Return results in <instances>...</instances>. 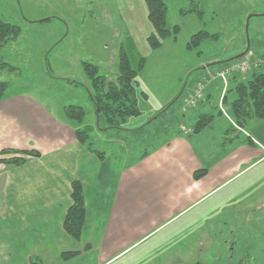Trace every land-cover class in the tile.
Returning <instances> with one entry per match:
<instances>
[{"label":"crops","instance_id":"obj_1","mask_svg":"<svg viewBox=\"0 0 264 264\" xmlns=\"http://www.w3.org/2000/svg\"><path fill=\"white\" fill-rule=\"evenodd\" d=\"M144 1L97 0L88 12L113 32V39H118L113 23L117 14L120 23L125 24L124 40L136 47L140 44L142 51L150 53L146 39L152 29ZM254 47L258 53L264 48L257 42ZM121 48L123 43L104 46L116 62ZM249 50V43L246 48L239 41L234 50L203 63L196 77L203 80L210 74L216 75L227 64L216 68H209V64L239 55L260 63L245 75L237 76V80L247 81L256 71L264 73V52L247 57ZM140 57L145 59L142 54ZM107 78L113 80L115 71ZM216 82L212 89L219 93L223 86ZM137 83L136 90L138 80ZM182 89L177 87L149 118L173 103ZM207 89L203 100L196 104L203 102L205 112L183 117L192 124L182 125L166 141L130 164L113 153L102 160L90 153L77 141L72 124L62 118V107L56 106L54 110L25 93L6 95L0 102V152L35 151L38 156L0 155V160H25L19 166L0 162V264H30L33 257L43 264H108L165 226L188 227L197 233L216 229L217 217L227 208L233 209L236 203L232 200L236 197L233 182L264 163V120L253 121L240 134L231 133L230 122L206 108L210 97ZM141 95L148 98L143 91ZM224 95L227 100L234 98L232 92ZM224 95L221 92L219 100ZM85 98L92 109L87 94ZM200 115L213 119L206 128L193 133ZM131 119L126 126L129 130L145 124L133 123ZM202 170L205 174L196 179L195 175ZM73 181L81 183L86 211L79 241L63 230ZM86 245H90V250L84 251ZM65 251L79 254L63 261L61 253Z\"/></svg>","mask_w":264,"mask_h":264},{"label":"rangeland","instance_id":"obj_2","mask_svg":"<svg viewBox=\"0 0 264 264\" xmlns=\"http://www.w3.org/2000/svg\"><path fill=\"white\" fill-rule=\"evenodd\" d=\"M95 1L0 0L1 19L20 28L19 37L0 50V65L13 69L0 67V81L8 84L6 95L29 94L53 109L77 104L85 106L86 114L81 126L94 128L89 137L91 146L105 155H119L128 164L151 152L182 125L188 127L192 124L183 117L205 112L203 102L193 108L187 104L190 96L197 94L200 88L204 93L208 88L210 97L206 108H214L212 112L215 116L230 122L231 127L235 125L229 112L231 98L226 100L227 105L221 104L222 99L218 98L221 92L223 95L231 93L228 92L229 75H225L226 79L218 75L243 61L257 68L259 60L235 58L236 61L229 62L222 71L203 80L196 77V73L202 71L203 63L234 50L241 40L246 48L249 43L247 57L264 52V48L258 53L254 47L256 42L264 47V0H198L202 11L200 17L180 12L181 9H188L187 0H169L167 23L169 28L178 26L179 33L175 41L167 39L159 50L150 53L142 51L140 44L136 47L131 41L124 40L125 24L120 23L117 14L113 23L118 39H113V32L100 19L89 15L88 11L94 7ZM44 19L48 21L42 22ZM199 31L217 34V39L187 49L190 37ZM118 43H123L133 68H136L141 54L145 57L144 67L137 76L140 115L134 118L139 120L131 119L133 123L146 124L151 114L169 100L177 87L180 91L183 88L173 105H167L163 114L137 133L127 131L129 119L121 127L122 131L105 128L97 131L94 110L88 107L85 98L89 82L83 74L81 61L96 65L99 74L107 77L115 71L117 62L104 46ZM189 72L193 76L190 77ZM247 72L235 74L241 76ZM216 81L223 86L218 94L212 89L218 84ZM141 91L148 98L143 97ZM203 97L198 99L203 100ZM233 185L236 191L232 192L236 197L232 200L236 203L233 209L227 208L217 217L216 229L197 233L188 227L177 229L165 226L150 233L108 264H264V235L260 232L264 231V163L237 177ZM245 254L252 259L246 260Z\"/></svg>","mask_w":264,"mask_h":264},{"label":"trees","instance_id":"obj_3","mask_svg":"<svg viewBox=\"0 0 264 264\" xmlns=\"http://www.w3.org/2000/svg\"><path fill=\"white\" fill-rule=\"evenodd\" d=\"M169 0H145V7L147 10V21L152 29V32L146 39L147 45L151 51L159 50L165 40L171 39L175 41L179 33V27L173 26L169 28L167 23V2ZM189 7L185 11L181 9L182 14L193 13L197 16L202 15L199 9L198 0H187ZM47 22L48 19L41 20ZM20 35V28L14 24L5 22L0 17V50L9 41L16 40ZM217 34H210L207 31H199L193 34L187 45V49L197 48L207 40H216ZM124 48L118 53L117 63L115 66V78L109 80L106 76L99 74V68L88 62L81 61V68L83 74L89 82V89H87V96L89 102L94 110L95 128L101 132L102 128L107 130L122 131L121 127L126 124L128 119L136 118L140 115V110L137 101V76L143 69L145 59L139 57L136 68L131 65L128 55ZM233 60L224 62H216L209 64L226 65ZM1 68L13 70L7 65L1 64ZM0 68V69H1ZM200 69V68H199ZM237 75L232 73L229 75L228 81L230 84L228 92L234 93V98L229 104V112L232 117L234 125L231 127L233 132L240 134L246 131L249 124L253 121L264 120V73L254 72L250 75L247 81L237 80ZM8 84L0 81V102L6 97V90ZM77 87L78 84H77ZM177 100V99H176ZM226 96L222 97L221 104L226 103ZM175 103V101H174ZM174 103H171L173 105ZM214 109V108H213ZM62 118L71 123L77 141L84 146L90 153L102 160L105 156L104 152L94 149L89 143L90 133L94 130L93 127L84 125L81 126L85 118V110L83 107L77 105L64 106L61 109ZM167 109L161 110L158 115L149 118L146 124L131 130V133H137L144 129V127L152 121L156 120L160 114H163ZM213 117L209 115H200L193 125V133H198L206 128L212 121ZM13 154L28 157H36L38 153L35 151H9L4 150L0 155ZM1 163L13 166H19L25 162L23 158L12 157L9 159L0 160ZM205 174V170L200 171L195 175L198 179ZM71 205L66 211L63 220V230L66 235L75 241H79L82 237L85 225V203L81 183L73 181L71 183ZM90 250V245H86L84 251ZM77 251H65L61 253V259L68 261L76 256ZM30 264H43L41 259L33 257L30 259Z\"/></svg>","mask_w":264,"mask_h":264},{"label":"built area","instance_id":"obj_4","mask_svg":"<svg viewBox=\"0 0 264 264\" xmlns=\"http://www.w3.org/2000/svg\"><path fill=\"white\" fill-rule=\"evenodd\" d=\"M252 66L253 65L251 63H249L248 61L247 62L246 61L240 62L238 64H235L234 66L229 67V69H227L224 73H222L220 75V77L222 79H225V75H228V74L233 73V72H245L247 70H250L252 68ZM197 91H198V93L197 94L195 93L196 95L194 94V96H190V98L187 100V104L191 107L194 106L196 101L198 100V98H200L202 96V89L200 88Z\"/></svg>","mask_w":264,"mask_h":264},{"label":"flooded vegetation","instance_id":"obj_5","mask_svg":"<svg viewBox=\"0 0 264 264\" xmlns=\"http://www.w3.org/2000/svg\"><path fill=\"white\" fill-rule=\"evenodd\" d=\"M260 232H261L262 235H264V231H263V230H261ZM244 258H245L246 260H247V259H252V258L250 257L249 254H247V255L245 254V257H244ZM251 263H252V262H251ZM252 264H254V263H252Z\"/></svg>","mask_w":264,"mask_h":264},{"label":"water","instance_id":"obj_6","mask_svg":"<svg viewBox=\"0 0 264 264\" xmlns=\"http://www.w3.org/2000/svg\"><path fill=\"white\" fill-rule=\"evenodd\" d=\"M248 46V45H247ZM243 55H239V57H242Z\"/></svg>","mask_w":264,"mask_h":264}]
</instances>
